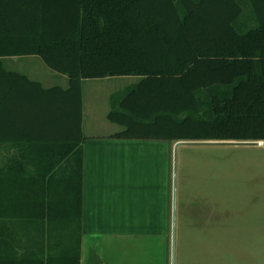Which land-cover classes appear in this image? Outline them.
Here are the masks:
<instances>
[{"label":"trees","instance_id":"obj_1","mask_svg":"<svg viewBox=\"0 0 264 264\" xmlns=\"http://www.w3.org/2000/svg\"><path fill=\"white\" fill-rule=\"evenodd\" d=\"M30 56L68 88L4 63ZM114 77L112 139L264 143V0H0V141L40 152L0 167V264H82V84Z\"/></svg>","mask_w":264,"mask_h":264},{"label":"rangeland","instance_id":"obj_2","mask_svg":"<svg viewBox=\"0 0 264 264\" xmlns=\"http://www.w3.org/2000/svg\"><path fill=\"white\" fill-rule=\"evenodd\" d=\"M23 64L30 77L53 72L39 57ZM138 81L114 77L83 85L86 136L123 130L108 121L109 99ZM166 144L167 197L148 205L147 219L133 213L126 221L96 222L101 229L96 234L101 236L93 231L85 235L86 264L110 259L117 264H172L173 214L175 264H264V144ZM133 165L115 174L117 180L153 178L151 171H134ZM116 232L125 234L105 235Z\"/></svg>","mask_w":264,"mask_h":264},{"label":"crops","instance_id":"obj_3","mask_svg":"<svg viewBox=\"0 0 264 264\" xmlns=\"http://www.w3.org/2000/svg\"><path fill=\"white\" fill-rule=\"evenodd\" d=\"M30 57H9L4 59L7 69L25 74L30 79L42 83L45 88L62 87L68 88L69 81L66 76L59 75L55 72L47 74L45 77L37 75V73L28 75L23 62ZM37 78V79H36ZM111 79V78H107ZM100 79V80H107ZM88 80L83 81V85ZM110 100V99H109ZM83 95V121L82 133L86 140L84 147V182H83V249L82 264L85 261V235L89 231L101 230L96 222L103 221H126L132 219L131 214H144V219L148 217V205L158 201L160 203L165 200L168 195L169 182L168 175H165L164 163L169 166L168 145L162 142H146L112 139L114 135H87L85 134V105ZM95 119V116H93ZM11 123V124H10ZM3 133L9 135V139L0 141V167L6 168L17 163L19 169L26 166V157H32L31 143L23 136L26 130L20 123L19 119H12L6 122ZM36 130V128L34 129ZM88 130H93V126L89 124ZM8 132V133H7ZM94 132V131H93ZM92 134V133H91ZM33 157H37L40 153L38 148ZM166 152V153H165ZM133 154V155H132ZM137 156L134 160H127L128 157ZM32 157V158H33ZM134 164V171L152 172L151 179L136 180L132 182H121L117 180L115 174L123 170L125 165ZM14 165L13 167H18ZM30 172L36 171L35 166L28 165ZM24 169V168H23ZM158 172V175L156 173ZM158 177V179H157ZM144 178V176H143ZM160 201V202H159ZM143 205V206H142ZM142 206V207H141ZM123 213L125 215L123 216ZM161 217H159L160 219ZM158 219V220H159ZM164 219V218H163ZM154 220H156L154 218ZM153 220V221H154ZM113 231V230H112ZM117 231H119L117 229ZM150 231L153 230L150 229ZM125 234V233H124ZM119 232L105 234L106 236L124 235ZM95 264H117L115 260L99 261Z\"/></svg>","mask_w":264,"mask_h":264},{"label":"water","instance_id":"obj_4","mask_svg":"<svg viewBox=\"0 0 264 264\" xmlns=\"http://www.w3.org/2000/svg\"><path fill=\"white\" fill-rule=\"evenodd\" d=\"M188 144L261 145V143H257V142L210 141V142H178L176 143V147L180 145H188ZM172 264H175V214H173Z\"/></svg>","mask_w":264,"mask_h":264},{"label":"bare ground","instance_id":"obj_5","mask_svg":"<svg viewBox=\"0 0 264 264\" xmlns=\"http://www.w3.org/2000/svg\"><path fill=\"white\" fill-rule=\"evenodd\" d=\"M262 144H264V143H262Z\"/></svg>","mask_w":264,"mask_h":264}]
</instances>
